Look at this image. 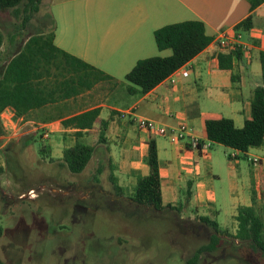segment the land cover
Listing matches in <instances>:
<instances>
[{
  "label": "rangeland",
  "instance_id": "obj_1",
  "mask_svg": "<svg viewBox=\"0 0 264 264\" xmlns=\"http://www.w3.org/2000/svg\"><path fill=\"white\" fill-rule=\"evenodd\" d=\"M53 1H42L39 13L14 44L11 35L19 21L10 12L0 15V30L4 34L0 74L30 37L52 29L49 5ZM262 21L264 38V17ZM254 68L261 71L258 61H254ZM109 87L92 93L90 101H116L109 94ZM208 109L230 117L229 108L222 103H210ZM7 118L0 115L3 188L0 190V258L6 264L42 260L43 264H184L199 247L210 241L212 231L202 225L198 216L215 220L235 234L237 211L251 204L254 193L257 194L258 210L264 216V200L258 196L256 169L247 156L236 150L214 144L199 159L196 170L203 182L202 208L196 206L193 198L188 199L186 192H180L177 203L172 204L180 206V211H157L133 204L135 179L122 176L120 181L113 183L109 175L115 169L101 163L103 160L97 154L81 174H73L62 166L59 158L67 146L76 143L74 134L52 133L38 123L16 117L11 124ZM240 125L243 124L239 122ZM47 133L49 138H45ZM27 137L28 141L23 144V138ZM86 137L84 141L91 142L92 136ZM156 139L166 141L160 136ZM36 140L53 147L58 159L54 157L51 161L42 157ZM234 155L238 158L231 161L230 157ZM247 155L257 156V148ZM175 185L179 190L180 184ZM101 189L109 194H100ZM21 191L42 195L37 201L28 199L30 197L19 199L14 192ZM73 191H85L88 197L80 202L77 196L65 195V192L72 194ZM111 193L119 198L115 207L112 206L114 198L109 196ZM163 193L167 204L164 189ZM199 264H264V258L244 243L228 238L220 251L204 254Z\"/></svg>",
  "mask_w": 264,
  "mask_h": 264
},
{
  "label": "crops",
  "instance_id": "obj_2",
  "mask_svg": "<svg viewBox=\"0 0 264 264\" xmlns=\"http://www.w3.org/2000/svg\"><path fill=\"white\" fill-rule=\"evenodd\" d=\"M49 10L55 26V45L103 71L120 84L109 85V94L116 100L114 102L90 101L93 99L92 93L107 86L100 85L77 100L63 103L65 108L61 117L65 119L101 108L100 117L108 122L107 128L96 125L93 129L82 131L83 135L77 137L78 130L66 129L62 120L38 124L52 133L63 136L74 134L76 142L80 140L96 144L95 154L103 160L100 162L107 164L111 170L115 169L109 175L111 181L113 177L120 181L122 176H127L137 182L138 176H148V143L155 139L164 203L163 189L167 204H175L180 192H186L187 196L189 183H192L191 198L197 207L202 208L203 182L196 166L203 154L194 152L186 142L173 143L161 136L166 141H158L156 136L140 130L133 116L123 117L122 113L130 111L138 119L157 122L165 127L187 123L194 129L195 135L207 143L206 121L226 117L222 112L212 113L208 109V104L219 102L229 108L230 117L226 118L232 119L237 127H243L245 121L251 118V93L262 74V70L259 72L254 68V61L260 64L259 54L264 52L261 30L264 4L254 12L253 29L248 34H241L255 49L251 55H246L245 63L234 62L233 70L219 68L218 55L225 50H220L215 41L222 33L237 35L235 27L253 14L247 0H54ZM187 21L202 22L207 36L214 39L213 43L147 95L141 98L129 96L126 87L130 84L125 78L139 61L154 57L168 58L173 54L171 49L161 51L158 48L155 32L165 26ZM6 111L14 113L12 109ZM239 122L243 125L239 126ZM51 129H55V132ZM86 135L92 136V143L84 141L87 140ZM52 156L57 158L54 148ZM62 157L63 154L59 159ZM257 157L263 158V164L255 173L260 196V184L264 181V148H257ZM177 183L180 184L179 190L176 189ZM0 190L3 191L1 178ZM30 192L14 193L18 194L19 199L30 197L28 199L32 201L39 200L42 195ZM87 194L85 191L65 192V195L77 196L80 202L87 199ZM100 194L108 195L109 192L101 189ZM111 194L109 196L114 198L112 206L115 207L119 198ZM25 264H43V260Z\"/></svg>",
  "mask_w": 264,
  "mask_h": 264
},
{
  "label": "trees",
  "instance_id": "obj_3",
  "mask_svg": "<svg viewBox=\"0 0 264 264\" xmlns=\"http://www.w3.org/2000/svg\"><path fill=\"white\" fill-rule=\"evenodd\" d=\"M43 0H0V15L10 12L19 22L15 24L11 35L13 44L39 13ZM253 14L238 24L234 31L237 34H248L254 27V12L264 4V0H247ZM158 48L171 49V57H154L139 61L126 76L130 85L126 93L141 98L171 77L175 72L197 57L213 43L207 36L205 26L199 21H187L165 26L155 32ZM55 26L49 32L30 37L21 51L14 55L2 74H0V115L12 109L16 119L36 123H51L62 120L66 129H76L77 137L82 131L93 129L96 125L107 128L108 122L101 119V108H95L68 119L62 116L64 102L77 100L82 95L93 91L100 85H119L120 83L103 71L81 59L61 50L55 45ZM4 45V34L0 30V49ZM221 70H233L234 62L245 63L246 54L242 49L232 47L218 55ZM262 74L258 84L253 88L250 98L251 118L239 128L235 122L223 117L206 121L208 140L214 145H222L236 150L248 158L253 148H264V52L259 54ZM236 83V79L233 78ZM103 87V86H102ZM1 135V131H0ZM41 138V137H40ZM103 139V138H101ZM23 144L28 141L23 138ZM39 143L42 157L54 161L53 148ZM96 144L77 141L63 152L62 166L73 174L85 171L96 151ZM232 161V158L230 157ZM146 163L150 168L148 176H138L131 196L132 201L140 206L157 211L177 210L172 204H165L162 196V179L158 157L157 143L151 139L148 143ZM112 182H117L112 178ZM260 196L264 200V181L260 184ZM188 199L192 196V183H189ZM118 191H122L118 188ZM202 225L211 231L210 241L199 247L184 264H199L204 254L220 251L228 238L244 243L254 253L264 258V216L257 207V194L254 193L249 206L240 207L235 216L236 233L223 228L217 221L206 217L197 218ZM0 229V235H1ZM0 264H5L0 259Z\"/></svg>",
  "mask_w": 264,
  "mask_h": 264
},
{
  "label": "built area",
  "instance_id": "obj_4",
  "mask_svg": "<svg viewBox=\"0 0 264 264\" xmlns=\"http://www.w3.org/2000/svg\"><path fill=\"white\" fill-rule=\"evenodd\" d=\"M215 42L217 43L220 50H227L232 47H237L242 49L246 55H251L255 49V46L249 42H246L241 34L232 36L227 33H222L218 36ZM122 115L123 117L133 116V121L137 124L138 128L146 133L167 138L173 143L186 142L194 152L204 154L212 146L210 141L203 143L201 139L195 135L194 129L187 123H182L176 127H165L157 122L146 119H138L136 116L132 115L130 111H125L122 113ZM1 116H8L9 118L7 119H9L10 123L13 124L12 119L15 118V113L5 111L1 114ZM45 138H49L48 133L45 134ZM231 158L232 160L236 159L237 155H234ZM248 160L251 162V165L256 169V171L263 164V158L257 156L248 157Z\"/></svg>",
  "mask_w": 264,
  "mask_h": 264
}]
</instances>
